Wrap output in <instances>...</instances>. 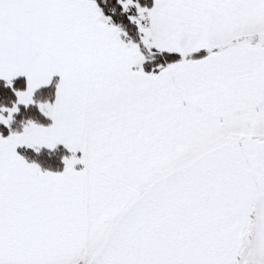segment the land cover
<instances>
[{
  "label": "snow or ice",
  "instance_id": "6c2138e0",
  "mask_svg": "<svg viewBox=\"0 0 264 264\" xmlns=\"http://www.w3.org/2000/svg\"><path fill=\"white\" fill-rule=\"evenodd\" d=\"M0 264H264V0H0Z\"/></svg>",
  "mask_w": 264,
  "mask_h": 264
}]
</instances>
